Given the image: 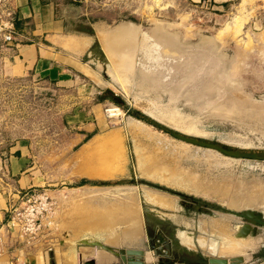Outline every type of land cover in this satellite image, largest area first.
Wrapping results in <instances>:
<instances>
[{"label": "rangeland", "instance_id": "rangeland-1", "mask_svg": "<svg viewBox=\"0 0 264 264\" xmlns=\"http://www.w3.org/2000/svg\"><path fill=\"white\" fill-rule=\"evenodd\" d=\"M56 3L65 25L93 38L83 50L67 49L65 76L20 66L18 33L13 42L0 34V190L16 194V206L26 194L50 196L36 239L74 234L117 247L160 225L174 241L180 230L192 232L188 246L206 257L228 258L239 253L211 251L199 235L217 247L258 235L240 254L245 264H264V222L254 236L237 233L255 224L242 211L264 216V0ZM151 193L163 204L149 201ZM193 200L200 212L190 210Z\"/></svg>", "mask_w": 264, "mask_h": 264}, {"label": "crops", "instance_id": "crops-1", "mask_svg": "<svg viewBox=\"0 0 264 264\" xmlns=\"http://www.w3.org/2000/svg\"><path fill=\"white\" fill-rule=\"evenodd\" d=\"M213 1L218 3L220 7H224V3L227 0ZM57 5L56 0H17L16 2L19 14V19L16 22L18 38L14 43L15 49L18 51L16 61L18 60L20 66L33 70V72L39 76H48L52 79L59 78V76L63 75L65 76L66 74L64 73H68L67 69H61L60 67L62 62L71 64L70 61L72 60L69 59L72 58H70L71 55H69L68 50H74L75 52L83 50L93 41V38L90 36L92 35L91 33L72 31V29L69 28V26L73 24L72 22H69L68 26L65 25L64 20L57 14ZM23 38H25V40H23ZM43 41L48 42V44L45 45ZM72 44H75L76 48H72ZM56 45L59 47L57 48ZM60 48H62L65 55L61 56ZM16 171L23 175L26 169L21 170L19 167ZM150 195L151 196L148 197L150 199L147 198L149 201L152 203H162V199H158L153 193ZM18 198L16 194L11 195L4 190H0V227L5 226L10 215V210L19 202ZM193 201L194 202L186 201L190 204V210L200 212L203 204L199 203L198 200ZM150 213H152L153 221L160 217L153 213L152 209ZM226 216L228 217V215ZM148 220L149 218L146 216L145 221ZM129 223L130 225H128V228L130 229L132 228L131 221H129ZM137 225L139 228V218ZM149 228V231L153 230V233L148 235L145 232V234L135 237L132 239L134 243H124L117 247L109 244V246L114 248L148 249L147 245H149V239L154 238V243L160 244L163 238H167L172 244L173 257L170 259L169 257L164 258L165 260L167 259L165 264H173L175 262H181L183 264H205V262H207L209 264L208 258L215 257H206L196 248L188 246L193 243V233L190 231L180 230L179 233L175 234L174 241L171 236L166 235V231H162L160 225H149ZM131 232L136 231L131 230ZM184 236H189L191 241L183 242L182 239ZM82 238H87L89 241L94 239L74 234L62 238L49 236L43 233L34 241L18 237L7 241L5 240L0 246V264H81L80 254L81 261L92 258L95 260L96 264H121L119 258L98 246H92L86 242H82ZM201 238L204 239V242ZM198 240L201 246L208 247L211 251L219 253L218 248H220L222 242L220 246L217 247L214 240L207 239L202 235H199ZM149 252L152 253L150 248L148 252H146V256ZM97 253H99V255L96 257ZM100 256L104 259L99 260ZM153 256L155 257V262L161 259L156 253L153 254ZM145 262L151 263L153 260L150 262L147 260V257H145Z\"/></svg>", "mask_w": 264, "mask_h": 264}, {"label": "built area", "instance_id": "built-area-1", "mask_svg": "<svg viewBox=\"0 0 264 264\" xmlns=\"http://www.w3.org/2000/svg\"><path fill=\"white\" fill-rule=\"evenodd\" d=\"M12 3L13 0H0V34L6 42H13L18 33L16 21L19 14ZM27 195L21 203L23 206H14L5 226L0 227V246L5 240L16 237L34 241L41 226L39 218L52 210L53 203L45 191Z\"/></svg>", "mask_w": 264, "mask_h": 264}, {"label": "water", "instance_id": "water-1", "mask_svg": "<svg viewBox=\"0 0 264 264\" xmlns=\"http://www.w3.org/2000/svg\"><path fill=\"white\" fill-rule=\"evenodd\" d=\"M105 92H109V90H105ZM102 97V95L100 96ZM108 98L113 101H118V98L112 94L108 95ZM243 216L253 218L257 221L264 222V216L260 212H256L253 210H244L241 212ZM258 231L257 225H251L249 223H244L238 229V236H247L248 234L256 235ZM82 242H86L92 246H98L99 248L110 252L115 257L119 258L121 264H165V260L162 257H172V244L167 238H163L160 244L154 243V238L149 239V245H147L148 249L142 248H114L107 244H104L99 239H91L90 241L87 238H82ZM152 250V255L157 254L158 257H161L160 260H155L151 263H146L144 261V254L146 251ZM80 263L81 264H96L95 260L90 258L85 261H81V254H80ZM209 264H245L244 258L242 255L231 256V257H209L208 258ZM173 264H183L181 262H175Z\"/></svg>", "mask_w": 264, "mask_h": 264}, {"label": "bare ground", "instance_id": "bare-ground-1", "mask_svg": "<svg viewBox=\"0 0 264 264\" xmlns=\"http://www.w3.org/2000/svg\"><path fill=\"white\" fill-rule=\"evenodd\" d=\"M162 45H166V44H172L169 40H167V39H164V38H162V40H161V42H160ZM159 55V52H158V54H157V56ZM156 56V60H159L158 59V57ZM184 58V57H183ZM128 62V61H127ZM125 63V62H124ZM123 63V64H124ZM133 64V63H132ZM145 66H146V64H145ZM145 66H143L142 68L143 69H145L146 67ZM178 66V65H177ZM133 67V66H132ZM173 67V66H172ZM171 67V68H172ZM199 71V70H198ZM146 77V76H145ZM118 109H113V110H111V111H117ZM116 114H118V113H116ZM160 203V202H159ZM163 204V203H162ZM132 229V228H131ZM238 233V232H237ZM255 237H257V240H254V241H252L251 239H246V240H242V241H240L239 239H233V240H229L228 239V243L226 244V245H223V246H221L220 248H219V250L220 251H222V252H225V253H227V254H234V253H239V254H237V255H241L242 254V252H244L245 251V247H247V246H250V247H254L256 244H257V242L256 241H261V237L260 236H255ZM254 239V238H253ZM231 241H234V242H231ZM241 253V254H240ZM152 254V253H151ZM150 254V252L149 253H147V256H146V252H145V254H144V261H145V257H147V260H149L150 262L154 259V257L152 256ZM237 255H234V256H237ZM98 263V262H97Z\"/></svg>", "mask_w": 264, "mask_h": 264}, {"label": "trees", "instance_id": "trees-1", "mask_svg": "<svg viewBox=\"0 0 264 264\" xmlns=\"http://www.w3.org/2000/svg\"><path fill=\"white\" fill-rule=\"evenodd\" d=\"M134 117H136L137 119H140V120H143L149 124H152L154 126H157L159 127L160 129L166 131L167 133H169L170 135L174 136V137H177V138H181V139H184V140H188V141H191V142H195V143H200V144H203V145H208L206 142H203L202 140H197V139H194V138H189V137H185V136H182L181 134H178L177 132H174L172 130H168L166 128H164L163 126L157 124L156 122H154L153 120H151L150 118H147L146 116H144L143 114H139V113H133ZM212 147L214 148H217L218 150L224 152V153H227L229 155H233V156H242V157H248V158H261L260 156L256 155V154H251V153H248V152H230L226 149H229L225 146H220L218 144H212ZM84 183H91V184H96L98 182L96 181H88V180H82L81 184H84Z\"/></svg>", "mask_w": 264, "mask_h": 264}, {"label": "flooded vegetation", "instance_id": "flooded-vegetation-1", "mask_svg": "<svg viewBox=\"0 0 264 264\" xmlns=\"http://www.w3.org/2000/svg\"><path fill=\"white\" fill-rule=\"evenodd\" d=\"M246 218L248 219L249 222H251V221L255 222V224H254V223H253V224H252V223H249V224H251L252 226H253V225H256L257 223L260 222V221H257V220H255V219H253V218H249V217H246ZM172 257H173V254H172ZM172 257H170V258H172ZM164 258H166V257H162V259H164ZM170 258H169V259H170ZM164 260H165V259H164ZM166 260H167V259H166ZM166 260H165V261H166Z\"/></svg>", "mask_w": 264, "mask_h": 264}]
</instances>
